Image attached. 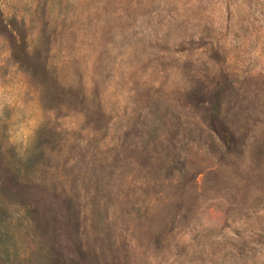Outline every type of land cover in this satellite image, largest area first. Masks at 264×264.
<instances>
[{
    "label": "rangeland",
    "instance_id": "374dc122",
    "mask_svg": "<svg viewBox=\"0 0 264 264\" xmlns=\"http://www.w3.org/2000/svg\"><path fill=\"white\" fill-rule=\"evenodd\" d=\"M0 264H264V0H0Z\"/></svg>",
    "mask_w": 264,
    "mask_h": 264
}]
</instances>
